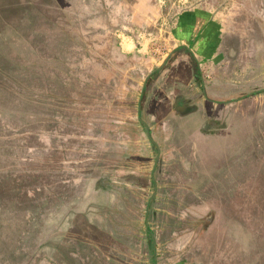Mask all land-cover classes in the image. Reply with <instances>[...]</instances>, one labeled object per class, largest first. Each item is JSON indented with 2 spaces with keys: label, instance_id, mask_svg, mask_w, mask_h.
I'll list each match as a JSON object with an SVG mask.
<instances>
[{
  "label": "crops",
  "instance_id": "1",
  "mask_svg": "<svg viewBox=\"0 0 264 264\" xmlns=\"http://www.w3.org/2000/svg\"><path fill=\"white\" fill-rule=\"evenodd\" d=\"M108 1L0 0V41L16 51L19 78L60 85L49 89L50 101L14 93L19 137L23 145L35 137L30 160L53 167V186L84 188L75 222L82 233L75 237L88 243L82 264H126L101 246L110 233L101 213L123 210L137 189L148 191L152 209L153 190L143 186H161L168 153L157 150L156 128L180 132L191 113L201 128L206 96L226 114L259 109L264 99V0ZM6 56L2 50L9 62ZM39 109L51 112L48 121L39 120Z\"/></svg>",
  "mask_w": 264,
  "mask_h": 264
},
{
  "label": "rangeland",
  "instance_id": "2",
  "mask_svg": "<svg viewBox=\"0 0 264 264\" xmlns=\"http://www.w3.org/2000/svg\"><path fill=\"white\" fill-rule=\"evenodd\" d=\"M59 86L19 78L16 51L0 41V107L9 105L0 108V264H82L81 248L88 243L75 237L82 234L75 222L84 188L40 186L49 184V176L36 178L34 167L40 174L51 167L30 160L27 147L37 143L35 137H26L25 145L19 137L14 93L49 101V89ZM206 97L201 128L194 113L180 132L173 127L166 136L156 128V149L168 153L159 164L161 186H143L153 190L150 212L148 191L137 189L128 191L123 210L101 213L109 219L101 226L110 231L101 246L115 253L108 258L126 264H264V99L259 109L226 114L223 108L214 112ZM38 113L39 120H49L48 109Z\"/></svg>",
  "mask_w": 264,
  "mask_h": 264
},
{
  "label": "trees",
  "instance_id": "3",
  "mask_svg": "<svg viewBox=\"0 0 264 264\" xmlns=\"http://www.w3.org/2000/svg\"><path fill=\"white\" fill-rule=\"evenodd\" d=\"M49 96H50V100L54 97V96H52V95H49ZM30 97H31V96H30ZM31 98H32V97H31ZM50 100H49V101H50ZM49 112H50V111H49ZM50 114H51V112H50ZM49 118H50V117H49ZM49 118H48V119H49ZM33 162L35 163V161H33ZM36 164H37V163H35V165H36ZM49 166H50V165H49ZM50 167H51V166H50ZM34 168H37V169H36L37 171L40 170V168H38V167H34ZM51 169H52V167H51ZM51 169H50V170H51ZM33 170L35 171V169H33ZM50 170H46V174H47V176H48V173H49ZM34 173H35V172H34ZM35 177H36V178H43L44 180H47V179L45 178V175H42V174H36V173H35ZM38 183H39V181H38ZM38 183H37V184H38ZM40 183H41V184H40ZM40 183H39V184H40L41 186H53L52 183H50V181H49V184H45V182H40Z\"/></svg>",
  "mask_w": 264,
  "mask_h": 264
},
{
  "label": "flooded vegetation",
  "instance_id": "4",
  "mask_svg": "<svg viewBox=\"0 0 264 264\" xmlns=\"http://www.w3.org/2000/svg\"><path fill=\"white\" fill-rule=\"evenodd\" d=\"M166 0H144V4H147V5H151V6H155V7H160V4H166L165 3Z\"/></svg>",
  "mask_w": 264,
  "mask_h": 264
}]
</instances>
